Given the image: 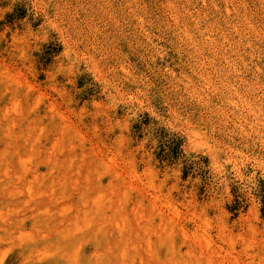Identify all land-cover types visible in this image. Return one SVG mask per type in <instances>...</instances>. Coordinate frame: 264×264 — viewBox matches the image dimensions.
<instances>
[{
  "label": "rangeland",
  "instance_id": "rangeland-1",
  "mask_svg": "<svg viewBox=\"0 0 264 264\" xmlns=\"http://www.w3.org/2000/svg\"><path fill=\"white\" fill-rule=\"evenodd\" d=\"M217 1L0 0V264H264V0Z\"/></svg>",
  "mask_w": 264,
  "mask_h": 264
},
{
  "label": "bare ground",
  "instance_id": "bare-ground-1",
  "mask_svg": "<svg viewBox=\"0 0 264 264\" xmlns=\"http://www.w3.org/2000/svg\"><path fill=\"white\" fill-rule=\"evenodd\" d=\"M214 1V4L216 3L218 6L220 5V3L217 1V0H213ZM204 3V2H203ZM238 15V14H237ZM177 18H178V22H180L179 21V19H181V17H178L177 16ZM185 33L186 34H188L189 36H195V35H201L202 34V31H201V29H202V26L201 25H198V24H195L194 26H185ZM220 39V38H219ZM232 46V45H231ZM250 47V46H249ZM253 61H254V63H256V60L255 59H253ZM217 64H218V66L220 65L218 62H217ZM1 166V165H0ZM4 175H5V178H8V179H10V178H12V174L11 173H9V170L8 169H6L4 172ZM2 175V174H1ZM14 175H17V174H14ZM19 178H21V176L19 177ZM44 178V176H40V175H38V174H36L35 176H34V179L35 180H39V179H43ZM101 179V178H100ZM102 180H100V182H101ZM82 195V194H81ZM82 201H85V199H83ZM95 203H96V207L94 208V209H91V208H89L88 206H86V204H85V206L83 207V209L81 210V212L82 213H84V215H85V217L86 218H88V217H90L91 216V214L93 215V214H99L100 215V213L103 211V209L101 208V207H99V201L98 200H96L95 201ZM119 209V208H118ZM71 210V207L69 206H64L63 208H62V211L64 212V213H67L68 211H70ZM117 211V210H116ZM159 212V211H158ZM99 215H97V216H99ZM97 216H96V218H97ZM76 217V216H75ZM100 217H102V216H100ZM78 217H76L75 219H77ZM73 219H68V220H65V221H67V222H69V221H72ZM91 220V219H90ZM9 222V221H8ZM71 223V222H70ZM93 224V223H92ZM93 226V225H92ZM67 234V235H66ZM64 235H66V236H68L69 237V233L66 231V233L64 234ZM103 238V237H102ZM71 239H73L74 240V238H71ZM100 239V238H99ZM168 239V238H167ZM82 240V239H81ZM80 240V241H81ZM162 241V240H161ZM168 243H169V241H168ZM171 243V242H170ZM174 246V245H173ZM123 248H124V246H123ZM121 248L122 249V254H121V257H122V259H123V263L122 264H129L128 263V261H127V259H128V257H127V255H128V253H127V251H126V248ZM124 250V251H123ZM167 250V249H166ZM169 251V250H168ZM168 251H166V254H167V252ZM115 255H116V253H115ZM157 256H158V254H156ZM77 256H78V254H77ZM151 256V255H150ZM172 256L174 257V260H176V262L177 263H179L178 262V260H177V256H178V254H177V256H176V251H175V249H174V247H172ZM194 256V255H193ZM165 258V257H164ZM195 258V257H194ZM166 259V258H165ZM170 259V258H169ZM169 259H167V260H169ZM77 261V260H76ZM131 262V261H130ZM160 262V261H159ZM163 262V261H162ZM175 262V261H174ZM175 262V263H176ZM183 262V261H182ZM195 262V261H194ZM144 263V262H143ZM147 263V262H146ZM145 263V264H146ZM172 263V262H171ZM174 263V264H175ZM132 264H134L133 262H132ZM142 264V263H141ZM167 264H168V262H167ZM184 264H186V263H184ZM191 264V263H190Z\"/></svg>",
  "mask_w": 264,
  "mask_h": 264
}]
</instances>
